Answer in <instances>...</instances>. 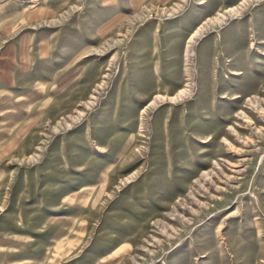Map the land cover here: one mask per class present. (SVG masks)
Returning a JSON list of instances; mask_svg holds the SVG:
<instances>
[{"label": "rangeland", "instance_id": "374dc122", "mask_svg": "<svg viewBox=\"0 0 264 264\" xmlns=\"http://www.w3.org/2000/svg\"><path fill=\"white\" fill-rule=\"evenodd\" d=\"M262 119L264 0H0V264H264Z\"/></svg>", "mask_w": 264, "mask_h": 264}, {"label": "crops", "instance_id": "0c3cea01", "mask_svg": "<svg viewBox=\"0 0 264 264\" xmlns=\"http://www.w3.org/2000/svg\"><path fill=\"white\" fill-rule=\"evenodd\" d=\"M30 37H25V38H23L22 40H21V42H20V47H19V49L21 50L20 52L22 53V54H25L26 56L24 57L25 59H24V63L25 64H27L29 61H30V58H29V52H30V48H31V46L28 48V49H25L24 48V45L23 44H25L26 43V41H28V43H29V41H30ZM23 45V46H22ZM25 49V50H24ZM39 50V49H38ZM24 52V53H23ZM24 68H26V66H24ZM42 263H43V261H41Z\"/></svg>", "mask_w": 264, "mask_h": 264}, {"label": "bare ground", "instance_id": "6f19581e", "mask_svg": "<svg viewBox=\"0 0 264 264\" xmlns=\"http://www.w3.org/2000/svg\"><path fill=\"white\" fill-rule=\"evenodd\" d=\"M229 12V11H228ZM231 12V11H230ZM221 17H223V15H219L217 18H216V21H218V22H220L221 21ZM221 18V19H220ZM224 18V17H223ZM198 33V30L197 31H195V33L194 34H192V36H191V39L193 38V36H195L196 34ZM252 47V46H251ZM263 90V89H262ZM182 93V92H181ZM184 94V93H183ZM182 94V95H183ZM237 97V96H236ZM262 99V98H261ZM250 100V99H249ZM259 100V99H258ZM251 104V103H250ZM252 105V104H251ZM260 105V104H259ZM255 106V105H254ZM260 107V106H259ZM259 107H258V109H259ZM261 108V107H260ZM262 109V108H261ZM252 110V109H251ZM261 114V113H260ZM237 115V114H236ZM242 117H244V116H242ZM247 117V116H246ZM248 118V117H247ZM246 118V119H247ZM248 120H249V118H248ZM263 120V119H262ZM247 121V120H246ZM264 121V120H263ZM247 124V123H246ZM232 131H233V129H232ZM260 132V131H259ZM233 133V132H232ZM210 137V136H209ZM224 139V138H223ZM184 264H188V262L187 261H185L184 262Z\"/></svg>", "mask_w": 264, "mask_h": 264}]
</instances>
